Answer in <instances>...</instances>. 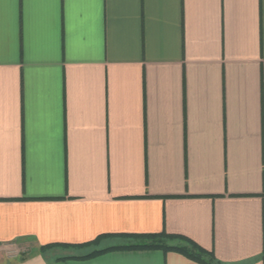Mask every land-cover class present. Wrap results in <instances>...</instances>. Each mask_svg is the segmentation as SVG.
Masks as SVG:
<instances>
[{"label":"crops","instance_id":"0c3cea01","mask_svg":"<svg viewBox=\"0 0 264 264\" xmlns=\"http://www.w3.org/2000/svg\"><path fill=\"white\" fill-rule=\"evenodd\" d=\"M163 231L264 264V0H0V264Z\"/></svg>","mask_w":264,"mask_h":264},{"label":"trees","instance_id":"16d2710c","mask_svg":"<svg viewBox=\"0 0 264 264\" xmlns=\"http://www.w3.org/2000/svg\"><path fill=\"white\" fill-rule=\"evenodd\" d=\"M178 238L179 236L177 235L163 231L161 233L142 235L140 238H136L131 244L124 246L132 248H163L167 250H176L186 254L201 264L213 263V257L208 251L190 241H179ZM104 250L105 249H95L80 257L91 256Z\"/></svg>","mask_w":264,"mask_h":264}]
</instances>
